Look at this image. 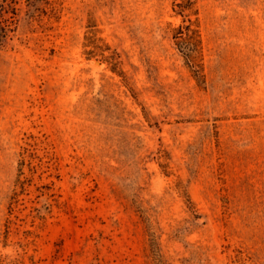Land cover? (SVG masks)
<instances>
[{"label": "rangeland", "instance_id": "374dc122", "mask_svg": "<svg viewBox=\"0 0 264 264\" xmlns=\"http://www.w3.org/2000/svg\"><path fill=\"white\" fill-rule=\"evenodd\" d=\"M186 4L0 0V264H264V0Z\"/></svg>", "mask_w": 264, "mask_h": 264}, {"label": "trees", "instance_id": "16d2710c", "mask_svg": "<svg viewBox=\"0 0 264 264\" xmlns=\"http://www.w3.org/2000/svg\"><path fill=\"white\" fill-rule=\"evenodd\" d=\"M187 4H190V0H187ZM186 4V5H187ZM187 7V6H186ZM185 9V6L180 7L179 15L182 16ZM177 41L176 46L183 54L187 65H192L197 60V54L199 53V40H197V35L195 31L191 30L190 26H180L176 29V35L174 37ZM194 77L197 82L200 81L201 76L199 71L193 70Z\"/></svg>", "mask_w": 264, "mask_h": 264}]
</instances>
